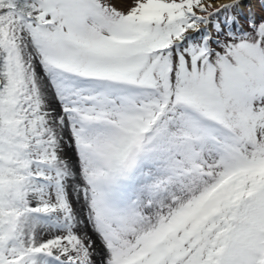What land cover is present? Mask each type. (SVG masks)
Returning a JSON list of instances; mask_svg holds the SVG:
<instances>
[{"label": "snow or ice", "instance_id": "6c2138e0", "mask_svg": "<svg viewBox=\"0 0 264 264\" xmlns=\"http://www.w3.org/2000/svg\"><path fill=\"white\" fill-rule=\"evenodd\" d=\"M0 264H264V0H0Z\"/></svg>", "mask_w": 264, "mask_h": 264}, {"label": "bare ground", "instance_id": "6f19581e", "mask_svg": "<svg viewBox=\"0 0 264 264\" xmlns=\"http://www.w3.org/2000/svg\"><path fill=\"white\" fill-rule=\"evenodd\" d=\"M219 2H224V3H227V2H228V0H219ZM69 154H71V153H69Z\"/></svg>", "mask_w": 264, "mask_h": 264}, {"label": "rangeland", "instance_id": "374dc122", "mask_svg": "<svg viewBox=\"0 0 264 264\" xmlns=\"http://www.w3.org/2000/svg\"><path fill=\"white\" fill-rule=\"evenodd\" d=\"M67 151H68L69 153H71V149H67Z\"/></svg>", "mask_w": 264, "mask_h": 264}]
</instances>
